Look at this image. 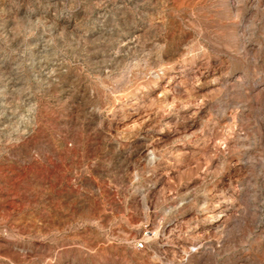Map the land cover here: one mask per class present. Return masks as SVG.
<instances>
[{
  "label": "rangeland",
  "instance_id": "rangeland-1",
  "mask_svg": "<svg viewBox=\"0 0 264 264\" xmlns=\"http://www.w3.org/2000/svg\"><path fill=\"white\" fill-rule=\"evenodd\" d=\"M0 264H264V0H0Z\"/></svg>",
  "mask_w": 264,
  "mask_h": 264
},
{
  "label": "built area",
  "instance_id": "built-area-1",
  "mask_svg": "<svg viewBox=\"0 0 264 264\" xmlns=\"http://www.w3.org/2000/svg\"><path fill=\"white\" fill-rule=\"evenodd\" d=\"M138 247H139V248H142V247H143V244L139 242V243H138Z\"/></svg>",
  "mask_w": 264,
  "mask_h": 264
}]
</instances>
